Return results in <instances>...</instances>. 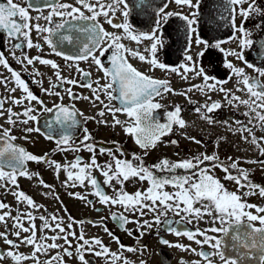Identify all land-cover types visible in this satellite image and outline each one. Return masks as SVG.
Segmentation results:
<instances>
[{"label":"snow or ice","instance_id":"snow-or-ice-1","mask_svg":"<svg viewBox=\"0 0 264 264\" xmlns=\"http://www.w3.org/2000/svg\"><path fill=\"white\" fill-rule=\"evenodd\" d=\"M173 2L181 7H187L191 11L187 15L166 12L168 4L165 3L158 10V19L155 21L154 27L149 32L138 34H134L127 23L129 15L127 0H73V2L40 0L39 3L37 0H23V3L4 0V2H0V30L10 41L19 37L23 38V42L12 44L13 59L24 66L25 70L32 66V82L35 84L42 83L41 80L35 78L40 76L39 70L34 67L36 62L40 65L50 66L54 70L56 80L55 83L50 81V87L41 88V91L46 95L56 98L52 106L49 107L44 100L34 94L29 83L22 78L21 72L13 69L8 58L3 52H0V65L10 73V77H0V85L4 86L9 93L8 96L0 98V118L6 119L10 125L7 128L0 125V187L10 190L9 186H12L17 189L12 191V195L18 204L26 205L29 209L21 211L18 208L17 215L13 216L10 210L5 211V209H10V206L0 200V223H4L7 228V221L10 219L13 229L11 235L16 237L13 240L9 238L7 231L0 232V238L9 246L6 252L0 250V260L7 256L15 264H23L29 260L32 264H68L64 257L72 258L73 252H75V258L79 260L80 264H91L85 258L87 253L97 257H107L110 264H117V261L129 264V261L123 258L122 253L112 252L101 239L97 237L88 239L82 231L77 235V232L73 230V225L82 224L83 221H75L74 218H70L71 222L65 225L62 218L55 213L50 216L40 215L37 217L34 215L33 210L42 206L25 192L18 190L17 177L22 175L32 179L35 176L42 187L49 189L54 187L47 184L39 173L27 171L25 163L34 161L53 168L57 176L61 171L65 172L66 178L62 183L66 187H76L77 184L83 187L87 182L94 190L91 194L96 196L99 203L103 205L121 206L126 212L139 216H144L146 211L153 213V220L156 224L166 223L167 231L173 232L177 236H186L187 239L199 245L200 250L197 251L195 248L182 244L171 245L167 240H162V243L195 253L201 257L203 264H215L214 257H218L220 264H264V204L251 203L246 199L257 194L264 198V185L253 183L249 179L247 171L240 168L238 159L229 157L228 162L225 163L220 161L215 154L201 153L198 156L176 161L163 158L148 167L135 153H133L132 159L139 163L133 164L132 160L127 159L118 146L115 150L105 147L98 148L87 128H83L82 140L78 143L71 140L70 130L81 125L80 118L95 120L99 124L107 125L109 121L101 119L106 114L112 117L111 126H121L123 131L133 136L135 143L145 150L155 148L163 136L173 131V126L180 129L187 126L181 116L180 105H176L172 111L167 113L166 123H159L155 120L152 115L153 110L161 108L162 105L159 102H154V98L174 90L169 86L168 81L154 79L129 62L130 56L136 57L140 61L150 63L153 68L168 70V65L158 61L157 50L162 46L159 35L163 27L162 22H166L169 17L174 15L179 16L185 22L187 46L185 48V63L179 68L172 67L170 70L179 73L185 80L188 79V72H194L196 76L203 79V84H193L191 88L179 94L188 98L190 103H194L188 97V92L193 89L207 93L221 92L229 104L237 102L247 105L249 111L245 115L255 113L254 118L257 123L264 125V84L259 81V77L264 76V68L256 67L244 60L243 57V50L255 43L250 39L251 33L244 25L252 14L264 15V10L257 7L256 0H226L225 7L230 13L229 19L233 28V35L228 37V41L238 40L240 51L237 52L221 47L228 41L205 40L201 37L197 27L201 0H173ZM140 3L143 5L145 0H140ZM121 5H123L122 15L126 18L125 23H114L113 17ZM245 5L247 7H244ZM45 10L47 11L46 15L44 14ZM33 11L37 13L35 16L32 15ZM237 16L242 18L239 25L236 24ZM100 17H104L107 24L113 28L122 29L123 34L107 31L99 21ZM41 20L45 22L43 25L40 23ZM261 27L264 26L257 25V28ZM33 31L38 35L37 42H34L31 37ZM237 32L240 33L239 37L236 35ZM126 36L137 44L144 39L150 40V47L145 51L150 53L151 58L146 57L139 49L127 48L121 43ZM39 40H42L43 44ZM193 44L197 47L201 44L204 45V49L197 52V57H202L205 50L215 48L225 52L226 55L235 56L244 61L247 67L253 68L257 73L255 79L246 75L243 68H236L231 62L225 61V67L230 69L232 74L241 78L240 83L247 90L249 99L242 100L231 89H226L223 85L228 83V80H216L209 77L202 67H197L192 55L187 54ZM44 45H47L55 56L67 62V66L74 69L80 79L63 75L61 66L56 61L44 58L42 55ZM25 47L27 49L35 48L41 54L29 56L23 50ZM260 47L264 49V41L260 42ZM16 49L21 50V56H16ZM109 51L111 55L107 59L110 62V67H105L101 58ZM85 61H91L97 71L103 73V76L93 80L92 73L80 67V63ZM102 79L105 81L104 83H101ZM209 81L213 82L209 83ZM10 83L14 85L11 88L8 87ZM64 85H69V87L65 88ZM71 86L87 88L91 95L83 96L75 93ZM18 89L22 92L21 96L11 95ZM57 89H63V94ZM65 95L70 98L72 103H64ZM102 95L107 98V102L101 98ZM81 99L89 100L93 104L98 103L101 106L95 116L84 117V114L76 108L75 102ZM113 101H119V106L113 104ZM5 103L22 106V110L16 112L12 107L5 109ZM36 105H39L40 110L44 113L51 114V119L46 124L49 131L45 133V136L47 139L55 141L57 147L53 151L79 152L84 149L91 154L88 162H84L80 156H76L74 160L61 163L51 159L49 153L37 156L15 143L17 137L12 134V131L13 127L18 124L26 126L23 129L26 134L41 131L38 127L27 126L30 122L38 119L35 115L38 111ZM222 107L220 101H213L209 95L207 102L203 105L197 104L193 111L197 114L203 113V119L209 124H215L217 121L209 114ZM118 114L126 115L128 120L121 121ZM224 123L228 125V121H224ZM235 123L239 127L234 131L241 134L248 133L242 138L245 141H249L251 138V142L259 148L261 155H264V147H261L264 136L256 137L253 129L248 127V124H252V119L248 121V124L241 121H235ZM23 138L26 140L28 137L25 135ZM187 139L196 144L202 143L194 136H187ZM170 143L177 145L179 142L172 140ZM97 152L100 155L107 154L111 160L103 164L98 163ZM117 153L120 155L118 156ZM255 162L264 164V160ZM214 168H220L225 173L224 179L234 181L237 189L235 191L227 190L220 179L211 174V170ZM178 169L184 170L186 174L176 175ZM94 171H98L104 177L103 185L113 188V195L110 196L103 190L100 181L93 175ZM158 173H167L168 175H158ZM130 178L147 181L149 186L144 190L129 193L125 190L124 184ZM113 181L119 185L118 188L113 184ZM169 187L173 191H168ZM69 195H74L89 205L92 204L91 200L80 193H69ZM168 212L180 216L181 222L187 219L188 223H192L193 220L199 222L208 217L207 222L210 226L207 228L195 227L194 230L181 232L171 226L174 221L167 219ZM37 219L41 221L39 236L35 223ZM112 219L118 221L122 227L130 222L139 224L141 228L150 229L152 227L149 220L145 219L141 224L140 221L130 220L123 213H112ZM102 220L103 218L100 222ZM26 224L27 226H25ZM104 230L109 236H112L121 249H126L129 252L136 251V248L121 244L119 237L114 236L107 227ZM49 232L54 234L49 235ZM129 235H131L130 231ZM140 235H143V232ZM59 240H62L63 243H57ZM49 241L51 242L49 243ZM21 244L32 248L30 255L18 251ZM205 245L211 251H205ZM53 250H55L54 254ZM41 255L46 256L47 259L41 260ZM141 264H146V262L141 261ZM193 264H201V261L193 262Z\"/></svg>","mask_w":264,"mask_h":264},{"label":"flooded vegetation","instance_id":"flooded-vegetation-1","mask_svg":"<svg viewBox=\"0 0 264 264\" xmlns=\"http://www.w3.org/2000/svg\"><path fill=\"white\" fill-rule=\"evenodd\" d=\"M0 2H4V0H0ZM17 3H23V0H14ZM39 3L40 0H37ZM68 2H73V0H68ZM226 0H201L200 4V15L198 17L199 24L198 30L201 37L205 40H225L228 41V37L233 35V28L231 25V21L229 19L230 13L225 7ZM128 3V12L129 15L127 17V23L130 25V28L134 34H138L140 32H149L155 24V21L158 19L157 13L160 7H162L165 3L168 4V7L165 9L166 12L173 13H183L187 15L189 11H191L187 7H181L173 2V0H145V3L141 5L140 0H127ZM257 7L261 10H264V0H256ZM244 7H247L245 5ZM123 5L117 8L115 16L113 17L114 23H125V17L122 15ZM37 13L35 11L32 12V15L35 16ZM44 14H47L45 10ZM222 17V18H221ZM241 17L237 16L236 24L239 25L241 22ZM100 23L103 27L109 31L116 34H123L122 29L113 28L111 25L107 24L104 17L99 18ZM43 25L45 22L43 20L40 21ZM163 27L159 32V35L162 40V46L158 47L157 50V59L159 62L168 65V70L153 68L152 65L146 61H140L136 57H129V62L136 67L138 70L144 72L147 75H150L154 79L165 80L169 82V86L174 90L173 92L178 94L185 92L193 84L201 85L203 84L202 77H198L194 72H188V79H182L179 73H174L170 69L172 67H180L185 63V48H186V25L185 22L179 16H171L168 18L166 22H162ZM257 25L264 26V15L259 13L252 14L246 21L244 27L250 31V39L255 41L250 47H246L243 50L244 60L252 63L256 67L264 68V49L260 47V42L264 41V27L257 28ZM237 37L240 36V33H236ZM31 37L34 42H37L38 35L36 32H32ZM55 39V37H53ZM17 42H23V38L19 37L16 40L10 41L6 35L0 30V52H3L4 55L8 58V62L13 69L18 72H21L22 78L29 83L30 89L40 97V99L44 100L45 103L51 107L53 101L56 99L55 97L46 95L41 88L50 87L51 83H55V75L54 70L51 69L48 65H40L38 62L35 63L34 67L39 70L40 76L35 77L38 80H41V84L33 83V70L32 66L25 67L18 63L12 57V44ZM41 44H43L42 40H39ZM127 48L139 49L142 54L146 57H150V53L145 51V49L150 47L151 41L144 39L141 43L137 44L131 39L127 38V36L121 41ZM221 47L225 50H235L237 52L240 51L239 42L237 39H233L221 45ZM201 49H204V45L201 44L199 47L193 44L192 49L187 53L192 55L193 61L195 62L197 67H202L209 77H213L216 80H228V83L233 79L236 75L232 74V71L225 67V61L231 62L236 68H243L246 75L255 79L257 77V73L253 68L247 67L244 61L237 59L235 56L226 55L225 52H221L219 49L210 48L204 51V55L202 57H197V52ZM29 56L40 55L37 49H27L26 47L23 49ZM68 50V49H66ZM15 54L17 57L21 56V50L16 49ZM44 58L52 59L56 61L61 66L62 74L68 76L69 78H77L80 79L79 74L75 72L74 69H71L67 66V62H65L62 58L55 56L54 53L51 52L50 48L47 45H44L43 53ZM99 55V53H97ZM111 55V52H107L104 57H102V62L105 67H110V62L107 57ZM80 67L85 69L86 71H90L92 73V79L95 80L99 77L103 76V73L97 71L96 66L91 63V61H85L80 63ZM181 71L183 69L181 68ZM0 77H10V73L5 69L2 65H0ZM229 77H231L229 79ZM237 83L234 86V94L240 97L243 100V91L244 85L240 83V77L237 76ZM259 81L261 84H264V76L259 77ZM105 81L102 79L101 83ZM213 81H209L211 83ZM227 84V83H226ZM225 85V84H224ZM13 84H9L8 87H13ZM65 88L69 87V85H64ZM73 87V91L83 96H90L91 92L87 88H81L79 86H71ZM243 89V90H240ZM60 90L63 94V89ZM165 95L171 96L170 93H163L161 96H157L154 98V101L159 102L162 107L159 109L153 110V117L159 123H163V121L167 118V113L172 111L176 105H183V103H174L173 101H168L164 104L162 98ZM9 93L6 91L4 86L0 85V98L8 96ZM16 97L22 95V92L18 89L15 93H12ZM102 99L107 102V98L103 95ZM64 103H72L70 98L65 95ZM113 104L119 106V101H113ZM197 104V103H196ZM76 108L84 114V117H92L95 116L96 113L100 110V105L93 104L89 100H79L75 102ZM242 105L236 102V112L228 113L227 117L230 119H237V121H241L240 117ZM8 107H12L14 111L19 112L22 110V106L13 105L10 103H5V109ZM38 111L35 113L38 119L36 121H32L29 123L30 127H38L41 129L40 132H32V133H24L23 129L26 127L23 124H18L13 127L12 134L17 137L15 143L21 145L25 148L26 151L37 155L43 156L45 153L51 154V159L57 160L61 163L74 160L76 156H80L84 162H88L90 160L91 154L84 149H81L79 152L75 151H53L56 149L57 145L54 140H49L46 138L45 133L49 131L46 127L47 122L51 119V114L44 113L40 110V106L36 105ZM7 115V113H6ZM255 117V113H254ZM253 117L252 124L248 125V127L253 129V132L256 137L264 136V125L261 123H257L255 118ZM118 118L121 121H127L128 117L124 114H118ZM81 119V125L76 127L75 129L70 130L71 140L74 143H78L83 139V128H87L88 132L93 137L94 142L99 147L105 148H113L115 150L116 146L122 149L125 157L129 160H132L133 164H138L139 161L133 160V153L135 155L141 157L144 165L151 167L153 164L158 163L163 158H174L169 159L170 161L180 160L175 155L178 153H183L185 158H191L193 156H198L201 153H206L209 155L215 154L219 157L220 161L225 163L228 162V158L239 160V166L243 170H246L249 179L255 183L264 185V177L259 178L257 169L252 166L254 163L251 160H246L245 157L239 156L237 154H228L225 149L224 152L220 149H210L205 150L203 148L204 140L197 138L195 135L189 132H171L161 138V142L157 144L155 148H149L147 150L141 149L136 143L127 138L123 128L121 126H111L112 117L107 115L101 119H107L109 124H99L95 120H85ZM244 123V122H242ZM248 124V123H244ZM0 125H3L5 128L10 127V125L6 122V119L0 118ZM27 135V139L25 140L23 137ZM126 136V137H125ZM187 136H194L196 139L202 141L201 144H198L200 147H197V150H193L192 152L189 150L190 146L187 144H183V139L187 138ZM177 140L179 143L177 145L171 144L170 141ZM191 141V140H190ZM167 144L171 147L168 150H161L160 146L163 144ZM191 144H196L191 141ZM264 146V142L261 143ZM194 146V145H193ZM160 150H157V149ZM172 153L174 156L169 157L166 154ZM177 153V154H176ZM119 156L120 153H117ZM189 156V157H188ZM123 158V157H122ZM184 159V158H182ZM111 158L105 155H100L97 152V161L98 163H105L106 161H110ZM254 161L264 160V155L258 156L253 159ZM207 163V162H206ZM249 165H247V164ZM245 165V166H244ZM264 166V164H261ZM25 167L29 173H39L42 176L43 180L54 187L44 188L39 184V180L33 176L32 179H28L26 176H18L17 182L19 185L20 191L25 192L27 195L32 197L34 201L41 205L42 207L36 210H33L34 215L39 217L40 215H51L53 213L57 214L60 218H62L65 225L70 223V218H74L75 221H83V223H76L73 225V230L77 232V235L82 231L86 238L91 239L92 237H97L101 239L112 252L122 253L124 259L129 261V264H141V261H145L146 264H193V262L203 261L200 256L196 255L191 251H185L182 248L169 246L162 243V240L169 241L171 245L182 244L185 246H190L191 248L200 250V246L197 245L194 241H190L184 235H175L173 232L167 231L168 225L166 223L156 224L153 220V213L147 212L144 216H139L138 214H133L130 212H126L121 206H108L99 203L98 198L91 193L94 191L90 185L85 182V186H80L77 184L76 187H66L62 183V181L66 178V173L61 171L59 176L55 174V170L53 168L48 167L43 163H37L34 161H27L25 163ZM235 172V170H233ZM186 173L182 169L176 170V175H185ZM211 174L220 179L221 183L224 184L225 188L227 185H235V189L228 188L229 191H235L237 189V185L232 180H225V173L220 168H214L211 170ZM93 175L100 181L103 190L108 195H113V188L107 185H103L104 177L98 172L94 171ZM158 175H168L167 173ZM113 184L118 188L119 185L113 181ZM136 184H145L146 188L149 186L147 181H140L136 178H130L124 184V188L127 192L133 193L137 190H144L142 186L136 187ZM145 188V189H146ZM10 190H6L3 187H0V200L7 203L10 206V209H5V211H11L12 215H17V209L19 208L21 211L29 210L26 205L18 204L12 195V191H16L17 189L9 186ZM168 191H173L172 188H168ZM243 191V190H242ZM47 193V194H46ZM69 193H80L87 197L88 200L92 201V204L89 205L84 200L76 198L74 195H69ZM58 197V198H57ZM248 199L251 203L256 204H264V198L259 200V195L249 196ZM198 206V205H197ZM118 212L123 213L130 220L140 221L141 224L143 220H149L152 223V227L149 228H141L137 223H126L123 227L121 224L112 219V213ZM103 218L102 222L101 219ZM162 221L164 218H161ZM167 219L174 221L171 225L173 228L181 230H194L195 227L207 228L210 224L207 222L208 217H205L204 220L199 222L193 220L192 223H188L187 219L181 222V217L175 215L173 212H168ZM96 222V223H93ZM11 220L7 221V228L4 223H0V232L7 231L9 233V238L15 240L16 237L11 235L13 229L11 227ZM37 225V235H40L39 226L41 221L37 219L35 221ZM27 226V224L25 225ZM105 227L109 231H111L114 236L119 237L120 243L125 246H130L136 248L135 252H129L126 249H121L120 245L109 236L108 233L104 230ZM129 231L131 235H129ZM143 232V235L140 233ZM49 235L54 233L49 232ZM22 235H25L22 233ZM51 241H49L50 243ZM57 243L62 244L63 241L59 240ZM146 246V247H142ZM8 245L5 244L4 240L0 238V250L7 251ZM205 251H211L206 245L204 246ZM18 251L20 253H24L25 255H30L32 252V248L28 245L21 244ZM55 250H53L54 254ZM87 260L91 262V264H110V261L107 257H97L92 255L91 253H87ZM41 260L47 259L46 256L41 255ZM65 261L68 264H80L79 260L75 258V252H73V257L69 258L67 256L64 257ZM215 260V264H220L218 257L213 258ZM0 264H15V262L10 258L5 256L4 259L0 260ZM23 264H32V262L25 261ZM117 264H122V261H117Z\"/></svg>","mask_w":264,"mask_h":264},{"label":"rangeland","instance_id":"rangeland-1","mask_svg":"<svg viewBox=\"0 0 264 264\" xmlns=\"http://www.w3.org/2000/svg\"><path fill=\"white\" fill-rule=\"evenodd\" d=\"M238 79L237 76H235L231 81L225 85H223L226 89H231L232 92H234V86L237 83ZM171 94L165 95L162 98L164 104H166L168 101H173L174 103H183V105H180L182 108L181 116L186 121V127L184 129H180L179 127L173 126L172 132H189L193 135H195L197 138L204 140L203 148L205 150L210 149H220L224 152L223 149L228 152V154H237L239 156H246V160H251L254 163H252V166H254L257 169L259 178L264 177V166L260 163H256L253 159L261 156V152L259 148L251 142V138H249V141H245L242 136L248 135V133L241 134L238 131H234V129H237L239 125L235 123L237 119H230L227 117L228 113H235L236 112V102H233V104H229L227 100L224 98V94L221 92H214V93H207V92H201L198 89H193L192 91L188 92V97H190L191 101L194 103H190L189 99L186 98L184 95L176 94L174 92H168ZM211 96V99L213 101H220L223 105L222 108L219 110L214 111L213 113L209 114L213 117L217 123L215 124H209L205 119L202 118L203 113L197 114L193 111V108L199 104L203 105L207 102L208 96ZM249 95L247 93V90L244 89L243 91V100H248ZM156 102V100L154 101ZM197 103V104H196ZM249 111V108L247 105H242V110L240 117L242 119V122L248 123L250 119L253 120L254 113H251L250 115H245ZM168 120V117L163 121V123H166ZM255 120V119H254ZM224 121H228V125L224 123ZM230 125V127H229ZM251 125V124H248ZM126 134V133H125ZM127 138L130 139L135 143L134 137L131 135L126 134ZM125 136V137H126ZM183 144H187L190 146L189 150L192 152L193 150H197V147H200L198 144H191V141L187 138L183 139ZM194 145V146H193ZM262 147H264L262 145ZM161 150H168L171 149V147L167 144H163L160 146ZM159 148L157 150H160ZM177 154V153H176ZM169 157H173L174 155L172 153L166 154ZM178 159L185 158L186 156L183 155V153H178L175 155ZM189 157V156H188ZM168 159H174V158H168ZM247 164V163H246ZM249 165V164H247ZM245 166V165H244ZM142 186L143 189L146 188L145 184H136V187ZM235 185H227L226 189L232 188V190L235 189ZM261 197L259 196V200Z\"/></svg>","mask_w":264,"mask_h":264}]
</instances>
